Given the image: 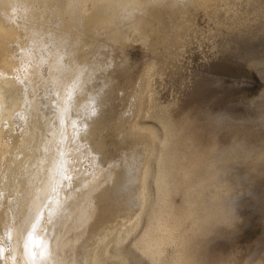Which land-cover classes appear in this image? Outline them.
<instances>
[{
	"label": "rangeland",
	"instance_id": "rangeland-1",
	"mask_svg": "<svg viewBox=\"0 0 264 264\" xmlns=\"http://www.w3.org/2000/svg\"><path fill=\"white\" fill-rule=\"evenodd\" d=\"M128 1L125 2L126 8L113 10L115 13L106 17L100 15L92 21L101 7L100 3L94 7L93 1L86 5L80 15L74 0H0V20L4 24L0 26V75H5V71L13 75V71L21 70L30 61L34 71L33 81H27L29 94L41 107L47 108V114L57 125L62 104L67 100L71 87L76 92L73 116L84 118L81 113L85 112L87 105L79 99V95L86 90L88 74L93 72L90 86L92 83L97 93L94 92V97L99 103L97 112H100L94 115L96 120L92 136L95 139L101 135L110 146L109 153L100 156L103 163H97L99 167L96 166L95 172L102 169L104 173L106 171V175H103L106 177L107 172L110 174L115 167L114 160L119 165L122 156L124 159L129 155L137 156L141 161L140 169L130 185L121 181L127 174V170L121 168L120 179L112 183L114 176L109 184L112 188L107 194L99 195L102 198L98 203H101L100 207L95 197L87 202L85 200L91 204V208L83 203L85 205L82 206H87L89 210L87 207L80 209L83 212L77 213L79 220L74 212L69 217L65 215V209L63 225L67 220L71 222L73 218L77 219L75 225L70 223V233L67 232L69 225L66 222L62 236L65 232L67 236L74 235V231L79 235L81 232L77 243L81 244L84 239L83 243L87 242L81 246L87 247L88 243V246L94 245L118 219L110 209L106 212L104 208L120 209L118 204H123L126 212L121 220L128 221L135 219L146 207L143 179L145 168L152 158L153 141L142 133L137 142L134 141L137 138H131L134 143L123 140L124 143L122 136L118 138L122 130L115 119L133 101V93L141 88L140 77L153 65V98L148 104L152 113L142 118V123L157 129L162 139L166 137L168 127L179 131L176 141L178 149L186 154L191 151L190 155L197 151L204 161L213 160L216 163V182L223 188L220 190L221 204L225 198L226 205L223 206L226 208L223 207L222 215L227 216H221L218 223L209 224L206 233L205 230L190 237L188 249L194 264H264V0H221L215 13L203 8L204 0ZM190 4L191 8L188 7ZM7 25L13 28L5 30ZM164 35H168L165 40ZM144 36L148 38L147 43ZM82 76H86L85 80ZM119 98L125 102L117 101ZM16 114L19 124L14 125L13 131L19 133L26 123L20 124L22 115L18 111ZM126 114L127 111L124 112ZM103 126V130L108 127L105 134L100 131ZM15 148L21 150L18 146ZM117 149L122 150L120 158ZM157 149L160 152L162 147L158 146ZM35 150L32 148L26 153L33 154ZM102 171L97 174L102 175ZM154 181L151 189L157 194ZM213 188L214 185L206 188V199H210ZM172 196L177 205L182 203L180 192H174ZM105 197L109 206L102 208ZM37 199L34 197L33 200ZM27 217L25 215L23 218ZM221 219L224 224L220 222ZM146 223L147 219L137 231L125 234L121 243L116 244L118 247L115 245L109 249V255L126 259L128 264L170 263L176 252L173 243L165 246L160 263L151 262L135 247L134 241ZM102 227H105L104 230ZM87 229L91 234L89 231L87 234ZM58 237H61L60 232ZM73 249L69 248L62 264H86L85 258L89 259L87 248V254L82 255L75 247ZM84 254L87 256L84 257ZM79 255H84L83 261H80L82 258ZM54 260L52 263H55Z\"/></svg>",
	"mask_w": 264,
	"mask_h": 264
},
{
	"label": "bare ground",
	"instance_id": "bare-ground-1",
	"mask_svg": "<svg viewBox=\"0 0 264 264\" xmlns=\"http://www.w3.org/2000/svg\"><path fill=\"white\" fill-rule=\"evenodd\" d=\"M74 1L76 11L80 15L83 14V10L90 1H93L94 7L100 3L101 7L99 8V13L96 12L97 15L91 19L93 21L100 15L106 17L115 13L117 9L126 8L127 4H125V2L128 0ZM129 3L130 1H128V4ZM202 3L204 9L215 13V10H217L221 4V0H204ZM191 4L188 7L191 8ZM7 15L8 14H6V16ZM8 19L9 18H7V22ZM1 20L0 26L4 25ZM30 21L31 20L28 22ZM88 21H90V18ZM8 25L5 30L13 28ZM76 25H78V23ZM167 38L168 35L163 36V40ZM145 39L147 43L148 38L145 37ZM28 62L29 63L26 62L23 65L21 70L17 71L16 69L13 71V75H10L6 71L3 73L5 75H0V264H62L63 261L66 260L64 258L65 254L68 252L69 248L74 250L73 247H75L79 253L81 252V255L86 252L87 248L89 259L87 260L85 258V261H87L86 264H128L126 259L111 257L109 255V249L116 244L121 243L120 241L125 234L137 231L140 227L139 225L146 219L147 223L145 228L134 241V245L139 251L146 255L151 262L160 263L165 246L169 243H173L176 247L174 256L170 263L163 262L162 264H194L189 251L190 249H188V247H190V237H193L195 233H201L207 228L209 229V224L212 222L218 223L217 221L221 216H227V214L222 215V211H224L223 207H225L223 206V204H225V198L223 199V204H221L222 196L220 195V190L222 191L223 188L219 187L216 182L217 175L216 170L214 169L216 163H214L213 160L204 161L199 153L197 154V151L190 155L191 151L186 154L184 150L180 151L178 149L176 141L179 131H175L174 127H168L166 137L162 139L161 134L157 129L146 126L142 123V118L152 113L148 108V104L153 98L151 82L154 73V66L151 65L145 70L144 74L140 77V82L138 81L139 83H142L141 88L139 85L137 86L140 89H138V92H135V94L133 93V101L129 99L132 102L129 103V105H126L121 116L115 119L122 130L120 131L122 135L118 137L120 138L122 136L121 141L125 140L130 142L131 138H137V140L134 139V141L137 142L139 138L142 137V133L146 135L148 140L150 139L153 141L154 149L152 158L145 168L143 179V191L147 197V205L135 219L125 221L121 220L125 217L126 211L124 210V205L121 203L118 204L121 210L117 207L114 209L110 207L104 208L106 205L109 206V201H107V197H105L102 201V208H104L105 211L110 209L111 214L113 213L117 215L118 219L114 222V225L110 230L105 235L103 234L101 239L97 242L95 241L96 243L94 245L90 244V246H88V243L87 247L86 245H84V247L81 246L84 242L83 238L81 244L77 243L79 236L82 234L81 232L80 235L75 234V231L71 228V230L74 231V235L67 236L65 232L64 236H62V231L65 229V225L67 227L68 223L69 228H67V230L70 229L71 224L73 225L78 218L77 216L83 212L80 211V209L85 207H83L82 204L85 203L88 206L91 205L86 203L87 200L90 201V199L92 200V198L95 197L94 199H97L98 201L95 200L97 202L96 204L100 207L101 203H98L102 198H100L99 195L107 194L108 190L112 188L109 184L114 176L115 180L112 183L117 181V179H120L121 168L127 170L125 178L121 181L130 185L140 169L141 161L139 157H129L130 155L124 159L121 153L122 150L120 152L117 149V151L120 152L119 158L122 156L120 161L118 160L119 165H117V160H114L115 167L113 166V170L110 168L112 170L110 171V174L107 172V176L103 177L106 171L104 173L101 169L99 172L102 171L103 174L101 173L102 175H98L99 172L97 171V174L95 168L96 166L98 168V164L102 162L100 156L103 154L104 157V155L109 153L110 146L108 141L102 138L101 135L100 137L98 135L95 139H93L92 136L96 120V116L94 119V115L100 112H97L99 103L94 97V92L96 95L97 93L93 90L92 83L90 86V82H92L91 79H93V72L88 74L89 77L85 72L88 77V79L86 78L88 84L86 90L84 89L79 95V99L87 105L85 112L81 113L84 118L73 116L75 114L73 111V100L76 92L75 88L71 87L68 96H66L67 100L63 103L64 105L62 104L59 113V122L55 125L51 116L46 112L47 108L41 107V104L29 94L30 86L27 84V81L33 79L34 69L31 65L32 63H30V61ZM56 62L57 61L55 60V63ZM68 63H70V61ZM88 68L89 67L86 69ZM87 72L89 71L87 70ZM87 80L85 82H87ZM79 82H81L80 79ZM121 89L123 90L124 88L122 87ZM69 97H71V100ZM118 100L120 102L124 101L123 98H121V100L119 98L117 101ZM122 105H125V103ZM16 111H18L23 118L20 124L26 123L24 129L21 132L19 131V133L14 132V125L19 124V120L16 118ZM125 111H127L126 115H124ZM189 120L191 119L189 118ZM9 126H12L13 129H9ZM100 127L101 126H99V128ZM103 129L104 126L100 131L104 133L108 127L107 129L105 127L106 130ZM104 134L102 136H104ZM118 138L116 137L115 140ZM184 140L186 142V139ZM125 141L123 142L125 143ZM134 141H132V143H134ZM34 142L36 143L35 145H33ZM16 146L21 150L17 151L15 148ZM158 146L159 148L162 147L160 152L158 151L159 149H157ZM32 148H36L35 152L33 154H27V150L31 151ZM125 154H127V152ZM103 160L106 159L103 158ZM156 161L157 172L155 173ZM109 167H107V171ZM218 177L220 178V175ZM153 181L157 187V194H154L151 189V183ZM210 185H214L212 190L213 193L210 196V199H206V188ZM98 187H101L98 189L100 192L98 191L97 193H94ZM9 189H11L10 192H5ZM101 189H103V191ZM174 192H180L181 194L182 203L179 205H177L172 199V193ZM34 197L38 199L34 201ZM85 200L86 202H84ZM91 202L93 203V201ZM30 205L32 206L30 207ZM86 207L84 209L88 208ZM125 207L127 210L129 209L127 205H125ZM30 208L32 209L30 210ZM64 210L66 211L65 215H68V217L72 215V212H74V216L77 213L79 214L76 215L77 218L75 217V219H72L73 221L69 222L70 220H67V223L65 222L63 225L64 218L62 217ZM101 213H103L102 210ZM25 215L28 216L26 219L23 218ZM94 219H96L95 216ZM108 220L109 219H107V222H109ZM117 221L119 222L116 225ZM220 222H223V220ZM226 222L228 223L227 219ZM20 224L22 225L19 226ZM213 224L215 223H212V225ZM93 227H95V225ZM80 228L81 227H79V229ZM89 228L91 229V226ZM102 228L104 230L105 227ZM102 228H100V231ZM90 229H87V234L88 231L91 234ZM95 229L96 227L94 230ZM69 231L70 230L67 232ZM211 231H213V229ZM59 232L61 233V237H58ZM206 232L207 230L205 233ZM94 234L95 233H93V235ZM85 238H88V236H85ZM89 239L90 238H88V240ZM91 239L93 238L91 237ZM16 240L17 244H15ZM195 241L197 240L195 239ZM86 242L87 240L85 243ZM92 243H94V239ZM94 246H96L95 249ZM116 246L118 247V245ZM54 255H56V257H54ZM83 256H80V258H82L80 261H83ZM86 256L87 255L84 257ZM52 259H55V263H52ZM69 259H71V257L68 258L67 261ZM80 264H82V262Z\"/></svg>",
	"mask_w": 264,
	"mask_h": 264
}]
</instances>
